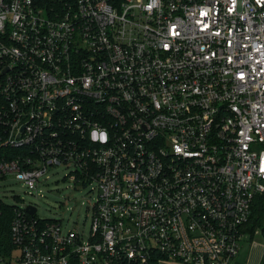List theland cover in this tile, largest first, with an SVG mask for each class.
<instances>
[{"label":"built area","instance_id":"built-area-1","mask_svg":"<svg viewBox=\"0 0 264 264\" xmlns=\"http://www.w3.org/2000/svg\"><path fill=\"white\" fill-rule=\"evenodd\" d=\"M59 167L90 226L0 196L2 264H264V0H0V184Z\"/></svg>","mask_w":264,"mask_h":264},{"label":"rangeland","instance_id":"rangeland-1","mask_svg":"<svg viewBox=\"0 0 264 264\" xmlns=\"http://www.w3.org/2000/svg\"><path fill=\"white\" fill-rule=\"evenodd\" d=\"M66 171L62 167L52 170L45 184L40 186V191L34 193H30L21 181L11 177L0 184V196L8 203L36 204L39 217L57 219L65 229H88L92 218L88 206L95 201L97 194L91 191V185L83 186L68 180ZM262 243L261 235H256L253 240L246 238L235 257L237 263L263 264Z\"/></svg>","mask_w":264,"mask_h":264},{"label":"trees","instance_id":"trees-1","mask_svg":"<svg viewBox=\"0 0 264 264\" xmlns=\"http://www.w3.org/2000/svg\"><path fill=\"white\" fill-rule=\"evenodd\" d=\"M52 2L53 0H43ZM0 256L5 258L10 255L14 245L11 240L10 225L14 213H12L9 206L4 205L0 202ZM256 228H259L264 236V193L258 194L255 198L252 216L249 223L247 224V229L251 233L254 232Z\"/></svg>","mask_w":264,"mask_h":264},{"label":"water","instance_id":"water-1","mask_svg":"<svg viewBox=\"0 0 264 264\" xmlns=\"http://www.w3.org/2000/svg\"><path fill=\"white\" fill-rule=\"evenodd\" d=\"M35 211H36V208L35 207H30L31 214H34Z\"/></svg>","mask_w":264,"mask_h":264}]
</instances>
